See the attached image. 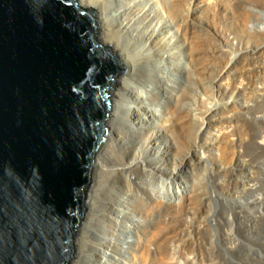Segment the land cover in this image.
I'll use <instances>...</instances> for the list:
<instances>
[{"label":"bare ground","instance_id":"6f19581e","mask_svg":"<svg viewBox=\"0 0 264 264\" xmlns=\"http://www.w3.org/2000/svg\"><path fill=\"white\" fill-rule=\"evenodd\" d=\"M78 1L84 7L97 9L100 41L113 47L118 52L128 68V72L126 78L118 79L115 85L116 89L112 93L114 103L108 121V137L97 155L93 171L94 185L90 189L86 202L90 208L89 220L87 226L83 227L82 232L76 237L78 254L73 263L165 264L167 254L171 255L167 259L168 261L172 260L171 257L174 259V256H178V246L181 248L180 242L183 244L184 239L187 243L186 238H181L182 240L178 241V229L180 232V227L183 229L188 224L194 230L195 228L198 229V224H195L196 218L191 221L192 216L190 217V215L195 214V212L193 213L195 209L200 211L211 210L209 207L212 200H215L218 204L223 202L224 205L230 201V204L233 206L238 204L239 209H244V211L247 206L253 207L254 211L250 214L243 213V211L235 212L236 219L238 218L240 221L237 232L240 234L241 239L237 238L239 241L236 243L237 240L235 239V241L232 238L235 235L232 236L231 232H226L225 250L229 253H235L237 250L239 254L237 258L240 260L250 258V256L257 257L258 252L254 247L261 244V237L259 236L264 233V227L262 228V224H260L264 220V213L262 212L264 209V166L255 165L254 162L259 161L252 158H243V156L254 150L255 145H258L255 144L254 140H250V131H246L252 125L246 121V118H237L235 115H230L231 117L228 116L226 121L241 124V130L243 129L245 132L241 131L242 134L239 132V138L235 136L238 139H234L232 131V134L227 133L228 130L222 132V134L221 130L219 131L220 134L216 132L217 135H215L213 133L215 138L209 142L207 139L210 138L209 135L212 133L210 132L212 123L222 119L219 120L210 110L211 108L204 109V102L200 100V94L212 96L213 90L211 87L215 88V85L218 92L223 94V98L231 94L244 97L248 94V90L250 92L251 89H254L255 94L262 97L257 100V104H264V83L263 85L260 84L261 86H255L256 83L251 81L253 75H247V81L244 80L246 85L241 87L235 85L238 71H242L245 75L249 73L247 68L250 61L247 60V56V58L240 59L241 61L238 62L240 67L237 64V56L240 54L241 56L245 55L249 51V40L248 42H235L239 51L242 49H246V51L234 56L231 55L233 57L228 58L229 61L224 59L219 61L218 59V66L213 71L214 67L212 66L211 69L210 57L219 58L221 55L224 57L230 50L229 48L224 49V46H231L217 31L216 24L212 22L214 20H209V18L211 19V13H209L210 8H208V5H203L202 15L204 16L203 20H205L198 24L196 17L199 18L202 15H197L200 11L199 6H201L196 4L197 0ZM246 3L247 1L245 5ZM226 9H228V6ZM261 12L263 13V11H260V14ZM251 20L253 21V19ZM215 21L217 22V20ZM245 25L247 24L245 23ZM255 28L257 29V27ZM259 28L260 36L258 37L263 38V43L253 50V56L264 54V24L261 23ZM251 29L253 30V28ZM221 37L224 39H221ZM250 66L252 68L253 65ZM258 69L261 70V68ZM230 76L234 78L232 79L233 84L228 88L223 87L221 80ZM213 77L215 78L214 81H212ZM238 86L240 85L238 84ZM255 87L258 89L255 90ZM244 101L246 102V100ZM245 102L237 105V107L241 106L240 109L238 107L239 110L242 108V110L247 111L250 101L249 103ZM151 105L162 106L163 114L161 118L158 119L155 110L150 107ZM233 107H236V105L233 104ZM260 108L262 110V107ZM230 112L232 114V111ZM240 114L238 115L240 116ZM258 115L257 118H259ZM222 118L224 117L222 116ZM258 120L254 121L257 123ZM259 124V129L264 128L263 122ZM228 126L227 124V128ZM236 126H234V129H236ZM261 135V139H263L264 135L262 133ZM210 144L217 147L218 152L221 150L219 155H223V160L228 163L226 171L228 172L227 176H229V184L223 183L225 186L222 187L221 192L225 194V197L221 199L214 198L213 195L207 194L209 192L204 187L197 186L199 183L202 184V178L201 182L197 181L199 177H196V165L206 162L208 159L206 155H199V150L204 146L206 149ZM238 145L245 148V150L241 149L243 152L241 151L240 155L236 151ZM207 149L210 152L209 147ZM223 160L222 162H224ZM207 164L205 165L207 166ZM250 166L256 167L255 172L251 170L252 168H247ZM242 177L245 179L243 180ZM254 177L258 178L256 183L253 184L255 181L250 184H248L249 181L246 182V179ZM220 180L222 181V179ZM203 182L205 183V181ZM210 185L212 186V184ZM254 191H261L262 193L257 195ZM236 195L246 198V206L236 203V199H234ZM135 209H138L141 214ZM186 215L190 218H187ZM201 215L203 216V213ZM251 216L257 221H249L248 218H251ZM198 223L200 225V222ZM216 223H219L217 219L208 217V224L211 228L217 226ZM93 226L99 227L98 232L92 229ZM234 227L235 225L232 228ZM182 236L186 237L185 235ZM198 237L200 236L198 235ZM170 238H173L172 240L176 242V245L173 242L170 243L172 241L169 240ZM199 240L198 244L200 243ZM194 241L190 240L188 243L193 245ZM204 244L203 246L199 244V248L202 246L201 250L206 252L207 255L215 254L213 250L215 248L210 249L213 244H210L209 247ZM186 246H183V248H188ZM185 253L191 256L190 253L186 251ZM185 253L182 255L184 256ZM261 256L263 257V255ZM184 258L187 257L184 256ZM190 260H192L191 257ZM189 261L186 259V263L189 264ZM180 262L181 264L185 263L181 258ZM180 262L172 260L170 264H180ZM193 262L195 263V260ZM213 262L216 263L215 260Z\"/></svg>","mask_w":264,"mask_h":264},{"label":"water","instance_id":"95a60500","mask_svg":"<svg viewBox=\"0 0 264 264\" xmlns=\"http://www.w3.org/2000/svg\"><path fill=\"white\" fill-rule=\"evenodd\" d=\"M127 68L78 0H0V264H72Z\"/></svg>","mask_w":264,"mask_h":264},{"label":"rangeland","instance_id":"374dc122","mask_svg":"<svg viewBox=\"0 0 264 264\" xmlns=\"http://www.w3.org/2000/svg\"><path fill=\"white\" fill-rule=\"evenodd\" d=\"M206 1V2H205ZM211 3H209V2ZM243 1H244V3H243ZM247 1V3H246V5H245V2ZM201 0V2H200V0H197V3L196 4H199V5H201V6H199L200 7V11H198V14L197 15H202V11H203V5L205 4V5H208V8H210L209 9V13H211V15H210V17H211V19L209 18V20L210 21H212V20H214V21H212L214 24H216V26H217V31L221 34V36H223L228 42H229V44H230V46L231 47H228L227 45H225L222 41V43L225 45L224 46V49H230V50H228V53H226L227 54V56H229V57H227L226 56V54H225V58L224 57H222V55H221V57H219V58H216V57H210V62H211V69L213 68V71H214V69H216V67L218 66V63H219V61L220 60H226V61H229V59H231L230 57H233L235 54H239V53H241L242 51H246V49H242V50H240L239 51V48L237 47V45H235V42H237V41H242V42H248V40H249V42H248V48H249V51L247 52V53H245V55H242L241 56V54L240 55H238L237 57V64H238V62L239 61H241L243 58H247V60L248 61H250L249 62V64H248V68H247V70H248V72L250 73H248V74H244L242 71H238V77H237V82H236V84L235 85H237V87H241V86H244V85H246L245 83H244V80H245V82L247 81V75H253L252 76V78H251V81L252 82H254V83H256V84H254L255 86H261V85H263V83H264V54H262V55H259V56H257L258 54H256V55H254L253 56V50H255L257 47H259V46H261L262 45V43H263V38H259L258 36H260L259 34H260V31H259V27L261 26V23H262V25L264 24V0ZM255 2V3H254ZM80 3V2H79ZM203 3V4H202ZM242 3V4H241ZM253 3V4H252ZM261 3V4H260ZM210 4V5H209ZM255 4V6H253ZM218 7H217V6ZM231 5V6H230ZM227 6H228V9H226L227 8ZM257 7V8H253V7ZM217 7V8H216ZM230 7H231V9H230ZM237 7V8H236ZM240 9H239V8ZM248 7H250V8H248ZM216 8V9H215ZM222 10H221V9ZM235 8V9H234ZM248 8V9H247ZM251 9V10H250ZM255 9V10H254ZM257 9V10H256ZM261 9V10H260ZM233 10V11H232ZM235 10V11H234ZM259 10V12H257L256 13V11H258ZM213 11V12H212ZM251 11H253V12H251ZM260 11H263V13L261 12V14H260ZM221 12V13H220ZM216 16H214L213 14ZM216 13H218L217 15H216ZM220 13V14H219ZM223 13V14H222ZM249 13V14H248ZM252 16H251V15ZM258 14H260V15H258ZM228 15V16H227ZM242 15V16H241ZM230 16V17H229ZM234 16V17H233ZM237 17V18H236ZM203 18H204V16L202 15L201 17H196V21H197V23L198 24H200V22H202V21H204L203 20ZM231 18H233V19H231ZM221 19V20H220ZM223 19V20H222ZM251 19H253V21L251 20ZM215 20H217V22L215 21ZM219 20V21H218ZM199 21V22H198ZM247 21V22H246ZM222 22V23H221ZM240 22V23H239ZM247 24V25H245V23ZM250 23H251V26H250ZM253 23V24H252ZM219 24H221V25H219ZM256 24V25H255ZM260 24V25H259ZM257 27V29L254 27ZM98 27H99V24H98ZM216 28V27H215ZM221 28H223V29H221ZM251 28H253V30L251 29ZM229 30V31H228ZM173 31V30H172ZM247 31V32H246ZM251 31V32H250ZM99 32V34H100V31H98ZM213 32V31H212ZM254 32V33H253ZM248 33V34H247ZM252 33V34H251ZM223 34V35H222ZM226 34V35H225ZM253 34H255V35H253ZM257 34V35H256ZM223 37H221V39H224ZM100 39V38H99ZM261 39V40H260ZM211 40H212V38H211ZM252 40V41H251ZM261 41V42H260ZM256 42V43H255ZM259 43H261V44H259ZM236 46V47H235ZM226 49V50H227ZM237 51V52H236ZM235 52V53H234ZM231 55H233V56H231ZM244 56V57H243ZM247 56V57H246ZM240 57V58H239ZM260 57V58H259ZM229 58V59H228ZM255 58V59H254ZM263 58V59H262ZM213 59H215L213 62H212V60ZM218 59H219V61H218ZM241 59V60H240ZM253 59V60H252ZM256 60V61H255ZM258 60V61H257ZM262 62V63H261ZM252 63V64H251ZM253 63H255V64H253ZM258 63V64H257ZM217 64V65H216ZM235 64H236V62H235ZM236 64V65H237ZM261 64L263 65L262 67H261ZM250 65H253L252 66V68H251V66ZM213 66V67H212ZM238 66H239V64H238ZM240 67V66H239ZM127 68V67H126ZM257 68V69H256ZM258 68H261V70L260 69H258ZM259 70V71H258ZM262 71V72H261ZM127 72H128V68H127ZM126 72V73H127ZM126 73L124 74V75H122L119 79H121V78H126L127 77V75H126ZM252 73V74H251ZM244 75V76H243ZM255 75H256V77H255ZM263 75V76H262ZM242 76V77H241ZM250 76V77H251ZM262 76V77H261ZM238 78H240V79H238ZM226 79V80H225ZM231 79V80H230ZM232 79H234L232 76H230V77H224V79L223 80H221V83H222V85H223V87H231V85L233 84L232 82H233V80ZM243 81H242V80ZM215 80V78L213 77L212 78V81H214ZM257 82H256V81ZM229 81V82H228ZM239 81H241V82H239ZM261 81V82H260ZM263 81V82H262ZM230 82H231V84H230ZM239 82V83H238ZM244 84H243V83ZM260 82V83H259ZM238 84L240 85V86H238ZM261 84V85H260ZM213 86V85H212ZM214 87L215 88H213V87H211L212 88V90H213V93H212V96L211 95H209V96H207V95H204V94H200V100H203V102H204V109H210L211 111H213V114H215L218 118H219V120L220 119H222V120H220V121H215V122H213L212 123V126H211V131L210 132H212V133H210V135H209V137L210 138H208L207 140L210 142V141H212V139L213 138H215V135H217L218 133L220 134V132L219 131H221V133L223 132H226L227 130L229 131H227V133H229V134H232L231 133V131L233 132V136H234V139H238L239 138V135L240 134H242V132H245V130H241V124H237L236 122H227L226 121V119L228 118V116H233V115H235L237 118H246V121L247 122H249V124L250 125H252V126H249V128H247V130L246 131H250V135L249 136H251L250 137V140H254L255 141V144L257 143L258 145V147L255 145V148H254V150L250 153V154H247L246 156H243V158L245 157H247L246 159H250V158H252L253 160H255V161H259V162H254L252 159H251V161H253L254 163H256L255 165H257V166H264V143H261V142H264L263 141V139H264V137H263V139H261L262 138V135H261V133L264 135V128H260L259 129V127H260V122H263L264 123V104L263 105H258L257 104V100L259 99L260 100V98H262V97H260V96H258L257 94H255V91H253L254 89H251L250 90V92H249V90H248V94H246L244 97L242 96H239V95H237V94H231L230 96H227V97H224L223 98V94L221 93V92H218V90H217V88H216V86L214 85ZM116 89V87L114 88V90ZM258 88H256L255 87V90H257ZM113 90V91H114ZM217 90V91H216ZM216 91V92H215ZM251 91H253V92H251ZM217 93V94H216ZM220 93V94H219ZM215 94V95H214ZM219 95H220V97H219ZM203 96V97H202ZM211 96V97H210ZM216 96V97H215ZM247 96V97H246ZM218 97H219V99H218ZM223 99H222V98ZM240 97V98H239ZM204 98V99H203ZM212 98V99H211ZM217 98V99H216ZM233 98V99H232ZM244 98V99H243ZM251 98H252V100H251ZM206 99V100H205ZM215 99V100H214ZM225 99V100H224ZM217 100H219V101H217ZM244 100H246V102L247 103H249V101H250V103H249V108H250V110H249V108L247 109V111H244V110H242V108H241V110H239L240 109V107L241 106H238L239 107V109H238V107H237V105H241L242 103H244L245 101ZM249 100V101H248ZM255 100V101H254ZM206 101V102H205ZM224 101V102H223ZM226 101V102H225ZM234 101V102H233ZM238 101V102H237ZM239 101H240V104H239ZM220 102V103H219ZM245 102V103H246ZM252 102V103H251ZM264 102V101H263ZM113 103H114V100H113ZM217 103H218V105H221V106H218L217 105ZM229 103V104H228ZM231 103V104H230ZM233 104H235L236 105V107H233ZM251 104V105H250ZM229 105V106H228ZM216 106V107H215ZM217 106H218V108H217ZM152 109H154L155 110V114L157 115V117H158V119L159 118H161V116H162V114H163V108H162V106H159V105H151L150 106ZM201 107V106H200ZM220 107V108H219ZM230 107V109H228ZM233 107V108H232ZM257 107V108H256ZM260 107H262V110H261V108ZM214 108V109H213ZM236 108V109H235ZM251 108H252V110H251ZM223 111H222V110ZM232 109V110H231ZM235 109V110H234ZM256 109V110H255ZM226 110V111H225ZM238 110V111H237ZM249 110V111H248ZM221 111H222V113H221ZM230 111H232V114H231V112ZM241 111V112H240ZM252 111V112H251ZM229 112H230V114H229ZM246 112H248V113H246ZM256 112H258V113H256ZM223 113H225V114H223ZM240 113H242V114H240ZM252 113V114H251ZM222 115L224 118H222V116H220V115ZM227 114V115H226ZM229 114V115H228ZM237 114V115H236ZM238 114H240V116L238 115ZM258 114H260V115H258ZM246 115V116H245ZM247 115H248V118H247ZM257 115L259 116V118H257ZM230 116V117H231ZM243 116V117H242ZM251 116V117H250ZM256 118V119H255ZM259 119V120H258ZM251 120V121H250ZM256 120H258L257 121V123L255 122ZM231 123V124H230ZM233 123H234V126H236V129H237V131H235L236 129H234V126H233ZM227 124L229 125L228 126V128H227ZM259 125V126H258ZM231 127V128H230ZM224 128V129H223ZM227 128V129H226ZM231 130H230V129ZM253 129V130H252ZM259 129V130H258ZM261 129H263V130H261ZM235 132H234V131ZM239 130V131H238ZM242 131V132H241ZM254 131H256V132H254ZM261 131H263V132H261ZM217 132V134H215ZM239 132H240V134H239ZM215 135H214V134ZM222 133V134H223ZM235 133V134H234ZM252 133V134H251ZM237 134V135H236ZM231 135V136H232ZM235 136H238V138L236 137L235 138ZM248 136V137H249ZM258 136V137H257ZM261 136V137H260ZM204 138V137H203ZM231 138H233V137H231ZM259 138V139H258ZM261 141V142H259V141ZM240 146L241 145H238L237 146V148H236V151H237V154L239 153V155H240V153H241V151L242 150H245V148L243 147V146H241V148H240ZM209 147V149H210V152L208 151V148ZM207 148L205 149V146L203 147V148H201L200 150H199V155H202V156H208L207 158V160H206V162H201V164H197L196 165V169H195V172H196V177H199V179H197V181L198 182H201V178H202V184H200L199 183V185H197V186H202V187H204L205 189H206V191L207 192H209V193H207V194H209V195H213L214 196V198H216V199H221V198H223V197H225V194L223 193V192H221L222 190H223V188L222 187H224L225 185H223V183L225 184V182H226V185H228L229 184V176H227L228 175V172L226 171V166L228 165V163L227 162H225L224 160H223V155H219V154H221V150L218 152L217 151V147H214V146H211V144L210 145H208L207 146ZM238 148H240V149H238ZM258 148V149H257ZM260 148V149H259ZM262 148V149H261ZM213 149V150H212ZM238 149V150H237ZM242 149V150H241ZM263 150V151H262ZM211 151H212V153H211ZM216 151V152H215ZM256 151V152H255ZM243 152V151H242ZM211 154V155H210ZM223 154V153H222ZM253 154V155H252ZM216 155V156H215ZM220 156V157H219ZM198 158V157H197ZM261 158V159H260ZM210 159V160H209ZM208 160H209V162H208ZM212 160H213V162H212ZM222 160L224 161V162H222ZM210 161H211V163H210ZM199 162V161H198ZM207 162H208V164H207ZM229 163H230V161H229ZM205 164H207V166L205 165ZM263 164V165H262ZM225 165V166H224ZM206 166V167H205ZM214 168H213V167ZM208 167V168H207ZM212 168V169H209V168ZM254 167V168H253ZM248 169H251L252 171H254L255 172V170H256V167L255 166H250V167H247ZM215 169V170H214ZM224 172H223V171ZM216 171V172H215ZM213 172H214V176H213ZM219 172H221L220 174H219ZM218 173V174H217ZM227 173V174H226ZM208 174H210V175H208ZM216 174V175H215ZM226 174V175H225ZM223 175V176H222ZM211 176V177H210ZM221 176H222V178H221ZM263 176V175H262ZM225 177V178H224ZM205 178V179H204ZM206 178H207V180H206ZM212 178V179H211ZM214 178V179H213ZM220 179H222V181L220 180ZM242 179L244 180L245 178L244 177H242ZM252 179V180H251ZM251 179H246V182H248L249 181V183L248 184H250V183H252L253 181H255V182H253V184L254 183H256L257 181L256 180H258V178L256 177H254V178H251ZM219 182H218V181ZM224 180H226V181H224ZM203 181H205V183L203 182ZM208 181V182H207ZM228 181V182H227ZM209 182H210V184H212V186L209 184ZM212 182V183H211ZM228 183V184H227ZM213 184H215V185H213ZM94 185V179H93V175H92V180H91V184H90V186H89V189H88V193H87V198H86V202H87V200H88V196H89V192H90V189H91V187ZM206 186H208V187H206ZM217 186V187H216ZM213 187V188H212ZM199 188V187H198ZM215 188V189H214ZM215 194H213V193ZM221 192V193H220ZM256 191H254V193H255ZM212 193V194H211ZM219 193V194H218ZM257 193V195H260L262 192L260 191V192H256ZM255 193V194H256ZM222 197H221V196ZM234 199H236L235 201H236V203H241V204H243L244 206H246V198H244V197H242L241 195L240 196H235V198ZM211 200H212V197H211ZM227 202V201H226ZM231 202L230 201H228V203L226 204L225 203V205H224V203L222 202H219V204L215 201V200H212L211 201V204H210V207L209 208H211V210H205V211H200L199 209H195L194 211H193V213L195 212V214H189L190 215V217L188 216V215H186V217L187 218H190V220L191 221H193V218H196V222H195V224H198V229L197 228H195V230L192 228V226H190L189 224V227H190V229H189V227H188V225L185 227V228H183L182 229V227H180V232H179V229H178V232H177V236H178V241H181L182 239L181 238H186V240H187V243H185V240L183 239V244H182V242H180V246H181V248H179V246H178V248H177V254H178V256H174V259H173V257H171L170 259H172L173 261H175V260H177V262H180V258H181V260H183L185 263H186V259H188V261L190 260V257H191V259L192 260H190L189 261V264H190V262H192L191 264H205L206 262H207V264L209 263V264H214V260H215V262L217 263H219V264H264V233L263 234H260V236L259 237H261V241H260V245H257L256 247H254V249H257V257H253V256H250V258H247V259H238L237 257L239 256V254H238V252H237V250L235 251V253H229L227 250H225V248H226V241H227V239H226V232H231L232 233V236H233V234L235 235V237L233 236H231L232 238H234V240L236 241V243L241 239L240 238V234L237 232V230H238V226H239V224H240V221L238 220V218L236 219V216H235V212H240V211H243V213H245V212H247V213H253V211H254V209H253V207L251 208V207H249V206H247V208H245V211H244V209L242 210H240L239 208V206H237L238 204H236V206L234 207L232 204H230ZM213 205V206H212ZM216 205H217V208H216ZM85 206H86V214H85V217H84V219H83V221H82V224H81V227H80V229H79V233L80 232H82V229H83V227H85V226H87V223H88V220H89V210H90V208H89V206L87 205V204H85ZM232 207V208H231ZM214 208V209H213ZM227 208V209H226ZM237 208V209H236ZM212 209H213V211H212ZM218 209V210H217ZM136 211H138V209H135ZM230 210V211H229ZM232 210V211H231ZM239 210V211H238ZM136 211H135V213H136ZM197 211V212H196ZM206 211H208V212H206ZM215 211V212H214ZM206 212V213H205ZM232 212V213H231ZM262 212L264 213V209L262 210ZM138 213H140L141 214V212L140 211H138ZM198 213V214H197ZM200 213V214H199ZM203 213V216L201 215ZM210 213V214H209ZM232 214V216H231V214ZM206 214V215H205ZM180 215V214H179ZM193 215H194V217H193ZM205 215V216H204ZM209 215V216H208ZM217 215V216H216ZM226 215V216H225ZM196 216V217H195ZM215 216V217H214ZM231 216V218L233 219H231V218H229ZM204 217V218H203ZM208 217H211L212 219H217V221L219 222V223H216L217 224V226H213L212 228L209 226V224H208ZM220 217V218H219ZM202 218V219H201ZM198 219V220H197ZM205 220V224H204V220ZM220 219H222L221 221H220ZM248 219H250L249 221H253L254 220V217H252L251 216V218L249 217ZM202 220H203V222H202ZM207 220V221H206ZM231 220V221H230ZM229 221V222H228ZM248 221V222H249ZM255 221H257V220H254V222ZM198 222H200V225H199V223ZM207 222V223H206ZM232 222V224H230ZM237 224H235V223ZM202 223V224H201ZM224 223V224H223ZM206 224H208V225H206ZM260 224H262L261 225V227L263 228L264 227V220H262L261 222H260ZM206 225V226H205ZM232 225V226H231ZM235 225V227L234 228H232L233 226ZM203 226V227H202ZM202 227V228H201ZM208 229H207V228ZM99 227H97V226H93V228L92 229H94V231H96V232H98L97 231V229H98ZM192 228V229H191ZM201 228V229H200ZM204 228V229H203ZM236 228V229H235ZM176 229V230H177ZM200 229V230H199ZM232 229V230H231ZM234 229H235V231H234ZM189 230H190V232H189ZM192 230V231H191ZM228 230V231H227ZM185 231V232H184ZM188 231V232H187ZM198 231H199V233H198ZM209 231V232H208ZM92 232V231H91ZM194 233V234H192V233ZM214 232V233H213ZM79 233H78V235H77V237L79 236ZM184 233V234H183ZM207 233V234H206ZM179 234H180V236H179ZM190 234V235H189ZM192 234V235H191ZM215 234V236H213ZM220 236H219V235ZM182 235H185L186 237H184V236H182ZM194 235V236H193ZM198 235L200 236V237H198ZM211 235V236H210ZM237 235V236H236ZM191 236V237H190ZM215 237V238H213V237ZM219 236V237H218ZM192 237H193V239H192ZM174 238V237H173ZM172 238V239H173ZM189 238V239H188ZM211 238V239H210ZM213 238V239H212ZM239 240H238V239ZM171 238L169 239L170 241L172 240ZM176 239H177V237H176ZM194 239H195V241H194ZM198 239H200L199 240V244H201L202 246H203V244L205 245V246H207V247H209V246H211L212 244V248L210 247V249H213V248H215V249H213L214 250V253L215 254H208L207 255V253L206 252H204L203 250H201V248H202V246H201V248H199V244H198ZM168 240V242H170ZM194 241L195 243H193V245H191L190 243H188L189 241ZM197 240V241H196ZM167 241V240H166ZM204 241V242H203ZM214 241V242H213ZM220 241H221V243H220ZM173 242V240L170 242V243H172ZM174 243V245H176V242H173ZM215 243V244H214ZM211 244V245H210ZM185 245H187L188 246V248H183V246H185ZM195 245V246H194ZM186 246V247H187ZM195 248H194V247ZM215 246V247H214ZM262 246V247H261ZM181 249V251H179ZM183 250H185L187 253H190L191 254V256L189 255V254H186L185 253V251H183ZM195 251V252H193V251ZM201 250V251H200ZM216 251V252H215ZM182 252V253H181ZM201 252V253H200ZM220 252V253H219ZM179 253H180V255H182V254H184L185 253V257H187L186 259L184 258V256L182 255V256H180L179 255ZM193 253H195V254H193ZM204 253V254H203ZM260 253H261V255H263V257L260 255ZM75 256H74V258H73V260L76 258V256H77V254H78V250H77V243L75 242ZM176 254V255H177ZM227 254V255H226ZM186 255H188V256H186ZM194 255V256H193ZM198 255V256H197ZM206 255V256H205ZM233 255V256H232ZM260 255V256H259ZM171 255L170 254H167V258H165V264L167 263V264H170V262L172 261V260H170V261H168L167 259H169V257H170ZM201 256V257H200ZM203 256V257H202ZM213 256V257H212ZM214 256H216V257H214ZM229 258H228V257ZM183 257V258H182ZM192 257H196V258H192ZM198 257V258H197ZM226 257V258H225ZM230 257H231V259H230ZM209 258V259H208ZM261 258V259H260ZM196 259H197V261H196ZM205 259V260H204ZM211 259H213V260H211ZM234 259V260H233ZM193 260H195V263L193 262ZM204 260V261H203ZM210 260V261H209ZM218 260V261H217ZM219 260H220V262H219ZM87 261H89L88 259H87ZM200 261H203V262H200ZM227 261V262H226ZM251 261V262H250ZM183 262V263H184ZM198 262V263H197ZM184 263V264H185ZM215 263V264H216ZM217 263V264H218ZM72 264H74L73 262H72ZM179 264V263H178ZM180 264H181V262H180ZM186 264H188V263H186Z\"/></svg>","mask_w":264,"mask_h":264}]
</instances>
